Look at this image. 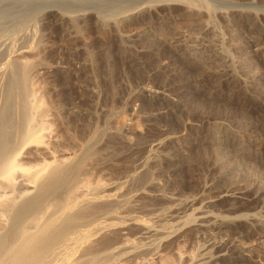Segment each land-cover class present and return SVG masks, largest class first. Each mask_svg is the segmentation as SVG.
<instances>
[{
	"label": "rangeland",
	"instance_id": "rangeland-1",
	"mask_svg": "<svg viewBox=\"0 0 264 264\" xmlns=\"http://www.w3.org/2000/svg\"><path fill=\"white\" fill-rule=\"evenodd\" d=\"M54 1L0 0V109L7 110L4 106H7L8 102L9 104L13 102L14 105H12H16L15 109L27 103L26 105L30 104V106L36 105V112L38 111L42 116L35 112L36 116L39 115L38 120L33 122L36 118L33 114V121L30 123L32 126L39 125L37 122L41 120L40 126L43 128L40 141L23 146L18 158L30 163H34L33 160L44 162V159L49 164L56 162L58 164L60 159L65 163L80 158L86 145L91 144L92 153L89 151L90 157L87 155L82 161L83 164L81 163L76 174V177H79L76 178L77 184L79 182L76 187H81L75 190L80 191L75 193L73 189L64 194L70 198L73 194L71 199L75 196L77 199V195L83 193L77 200H73V205L80 206V203L86 201V196L95 197L89 199L91 203L94 201L92 204L95 202L102 204L95 213L94 224H98L95 228L96 232L92 229L95 232L92 238L99 239L100 236L108 233L115 236L113 248L101 249L97 254L102 256L100 259L103 262L108 259L107 262L111 261L112 264H145L148 259L147 261L151 264H158L156 257L164 252L172 257L169 259L176 264H229L227 257H218L214 263L212 259L198 260L209 241H214L236 242L245 255L242 262L264 264L263 221V223L260 221L262 225L255 227L258 231H253L246 237H232L210 225L232 218L264 220V133H259V140L251 146L247 140L251 138V133L246 130L251 125L252 128L254 126L255 129L264 132V111L257 107L264 104V54L262 52L264 38L256 43L251 40L252 35L264 37V24L259 26L256 33L250 34L249 27L241 16L246 13L263 23L264 16L260 19L259 13H264V0H162L165 3L185 1L189 3L190 10L185 6L177 5L171 8L161 6L158 8L156 5L158 0H146L145 5L152 4V6L149 5L150 11L144 13L148 21L137 19L128 21L122 24L123 26H114V24L111 29L98 18L95 11L100 7L96 5L92 8L93 13L86 15H90L89 17L84 18L86 16L83 15V21L90 18L94 28L84 27L83 30H85H82L81 36L73 32L74 36L71 33L73 28L72 22L70 23L67 19L69 16L66 18L61 11L64 7L60 8L61 4L59 6V3ZM117 1L115 3L131 0ZM47 2H50L51 6L47 4L48 7H46ZM56 2L57 4H53ZM191 7L195 9L192 10ZM196 9L201 11L195 12ZM149 12L154 16L149 17ZM80 17H82L81 14ZM147 31L151 32L152 38L147 36ZM134 34L145 35L137 41L135 48H143L150 40L163 41L170 53L180 56L181 63L185 64L187 60L190 63L193 61L191 63L193 68L186 69L193 73L202 67V61L206 55L202 56L188 50H195L194 48L197 47L208 54L214 48L212 53L216 57V62L210 63L225 86L224 92H220L224 96L219 98V107L214 109V114L221 113L225 117L223 113L228 111L231 116H235L231 118L241 119V115L243 116L247 111L253 113L254 117L257 116L256 120L251 115L253 120L257 121L256 124L258 123L256 127L253 122L249 123L246 120V122H236L234 119L230 121L227 118L224 120L222 116H214L215 119L211 118L208 123L200 127L186 122V126L188 124L191 127H177L178 131L176 128L171 131L162 130V124L156 126L152 113L149 110L142 111L140 101L134 99L142 87L150 85L149 80L137 78L138 82L127 73L122 80L115 78L111 58L113 52L117 50L132 53L126 49V44L128 36ZM146 37L151 39L146 40ZM188 54L189 57H187ZM164 62V59H161L160 63ZM17 68H20V73H17L19 72ZM13 72L18 74H15L16 78ZM19 74L20 77H17ZM13 79L18 80L15 84L16 87L21 86V90L13 88V82L10 84L11 80L15 81ZM231 92L236 93L239 98L248 96V101L245 104H237L232 99ZM200 107L202 108V105ZM11 108L13 111L14 108L12 106ZM16 111L12 112L13 116L18 114L19 117L18 110ZM116 115L121 116L117 121L114 118ZM18 117L14 119L16 118L19 124ZM16 120H14L15 123L11 122L13 124L11 128L14 129H12L13 132L18 133ZM195 123L199 125L198 121ZM14 124L17 125L14 126ZM10 126L11 124L7 125V130H11ZM192 127L194 129H189ZM182 133L185 138L180 136ZM171 135L178 137L175 142L179 147L194 146L188 155L196 161L193 178L196 177L189 187L172 183V177L168 171L166 173L157 162H149L151 159L156 160L165 156L164 154L170 155L172 148L166 147L165 143ZM13 136L17 137L16 134ZM212 138L225 139L227 144L224 146L229 144V150L234 146L235 150L238 147L243 148V152L233 151V154L232 151H228L229 155L224 156L222 151L220 152L219 143L213 142ZM35 151L38 158L33 159L31 154L36 153ZM27 155L30 157H24ZM258 177L261 179L259 180ZM21 178L23 177L18 176V180L16 179L14 184L6 189V197L14 196L20 199L23 185H20L21 182L19 184L18 181ZM83 178L85 181L82 180ZM80 180L85 184L83 186H86V190L80 185L82 184ZM215 180H223L220 183L226 189L230 187L227 190L244 189V195L250 198L248 205L231 210L229 197H225L219 202H214L217 204L212 206L214 198L204 185ZM231 186L234 188L232 189ZM28 187L32 193L34 188ZM24 190L22 189V192ZM89 192L92 193L89 195ZM93 192L98 198L93 196ZM58 199L50 200L48 205H51L52 201L54 205ZM107 199L109 201H106ZM104 202L111 203L112 208L111 204L105 207ZM82 207H84L83 204ZM202 216L212 221L201 230L194 228L200 222L197 220ZM108 222L112 223L108 224ZM239 223L240 226L247 227L245 221H239ZM183 233H185L184 237ZM179 235L183 237V240L179 239L182 238ZM126 236L129 237L128 241L123 238ZM173 241L177 245L173 244ZM135 256L139 259L138 263L131 259H135ZM141 256L143 261L140 262ZM101 261L96 257L94 264H100Z\"/></svg>",
	"mask_w": 264,
	"mask_h": 264
},
{
	"label": "bare ground",
	"instance_id": "bare-ground-1",
	"mask_svg": "<svg viewBox=\"0 0 264 264\" xmlns=\"http://www.w3.org/2000/svg\"><path fill=\"white\" fill-rule=\"evenodd\" d=\"M55 1L59 3V6L61 4L60 8L64 7L63 9H61L62 14L66 15V18L67 16H69V18L67 19L70 20V23L72 22L71 25L73 28L72 30L70 29L71 33L73 34L74 32L76 33V35L80 34V36H81V32L84 27H86V29L94 28V26L90 22V18L86 19V21H83L84 20L83 15L86 16L87 14L93 13L92 8L96 7V5L99 6L100 8H98V10H96L95 13L97 14L98 18L102 20V22L103 21L105 22L104 24L107 25V28L110 27V29L112 28L114 24H115L114 26L116 25L120 26L122 24L127 23L128 21L132 22L133 20H137V19L146 21L147 17H145L144 13L145 12L147 13L148 11H150L149 5L152 6V4L145 5L146 0H131V1H124V2H121L123 1L121 0L120 1L121 3H115L117 0L116 1L115 0H55ZM57 2L53 4H57ZM49 3L50 2L46 3V7H48L47 4ZM185 4H187V2L185 3V1H182V3L178 1L177 3L176 2L165 3V2H162V0H158V2H156V5L158 6V8L159 6L171 8L172 6L177 5V6H183V7L185 6V8L190 10V6L188 5L189 3L187 4L189 7ZM49 5L51 6V4ZM190 5L192 4L190 3ZM193 7H191L192 10L195 9V8L193 9ZM197 11L200 12L201 10L196 9L195 12ZM72 14H78V15H72ZM80 14L82 17H80ZM259 14H260V19H262V16H264V13L260 12ZM148 15L149 17L154 16L150 12L148 13ZM89 16L90 15L84 18H87ZM241 16H242L244 23L249 27L250 34L256 33V30L260 28L259 26L264 24V22L262 23L258 20H255L252 17L248 16L246 13ZM146 34L147 36L152 35L150 31L149 32L147 31ZM69 35L71 34L69 33ZM73 35L75 36V34ZM142 37H145V35L144 34L142 35L134 34V35H131L130 37L128 36L126 49L132 53H129V52L125 53L126 51L120 52V51L115 50L111 58L113 61L112 63L113 69H115V78L122 80V78L124 77V74L127 73L130 76H132L133 80L137 78L139 79L147 78L149 80L148 82L150 83V85L148 84V86L144 88L142 87V89H140L141 91H139L140 93L135 95L134 99L136 98L137 100L140 101L139 104H140L142 111L149 110L150 113H152L153 118L156 121V126L157 124L159 125L162 124V130H165V131H169V130L171 131L173 130V128L177 129V127H181V126L183 127L190 126L188 124L186 126V122L191 123V125H196L200 127L208 123L211 120V118H213L214 116L221 117L222 116L221 113H216L215 115L213 112L214 109H216V107H219V104H218L219 98L224 96V94H220V92H224L223 89H225L224 83L221 82L222 79L218 75H216L217 72H215V69L214 70L212 69V66L210 63V62H216L215 60L216 57L214 56V53H212L213 52L212 50L214 48L213 49L211 48L212 54L211 53L207 54L204 50L197 49V47L194 48L195 50L193 49L188 50L189 52L192 51V53L199 54L202 56L206 55L202 61V65H201L202 67H200V69L198 68L199 70H197L196 73H193L192 71L189 72L188 70H186L187 68L189 69L193 68L191 66L192 65L191 63L193 61L190 63L187 60V63L185 64L181 63L180 56L178 57L177 56L178 54L176 55L174 53H170L166 47V44L163 41L158 42L159 40L154 41V40H150L151 38L148 37L149 39H147L146 37V40H150V42H148L146 46H144L141 49L135 48L137 47V41H139L140 38L142 39ZM263 38L264 37H258L256 35L255 37H253L252 35L251 40L252 42L256 43L259 40L261 41ZM262 52L264 54V49L262 50ZM189 54L187 55V57H189ZM69 59L71 60L72 58H69ZM161 59H164L165 61L163 64L160 63ZM17 69L19 70V72L17 73H20V68H17ZM15 74L16 73H14L13 76H15L16 78V75L18 74L16 75ZM225 74H227V72L224 73V75ZM17 77H20V74ZM17 79L20 80V78H17ZM16 80L15 81L11 80L10 84H12L13 82L12 84L13 88L15 87V88L20 89L21 80L19 81L20 87H16L15 83L16 82L18 83V80L17 81ZM23 83L25 84V81ZM12 85H10V87ZM25 87L26 86H24V88ZM26 91L28 92L27 88H26ZM20 93L22 94V92ZM230 94H232L231 97L237 104H245L248 101V96L239 98L236 96V93L234 92H231ZM8 104L7 106H4V108L7 107V110L4 109L2 111L3 108L0 109L1 110L0 111V216H1L0 218L1 219L0 220V264H94L96 257L99 259V261H101L100 258L102 256L101 255L97 256V254H99V251L101 249L105 250V249H109L110 247L113 248L114 237H115L112 234L108 233L107 235L105 234L103 236H100L101 238L98 237L99 239L92 238L94 236V233L97 231V229L95 231V228H97L96 226L98 224V223L94 224L95 218H96L95 213L101 207L102 204L96 203V202L95 204H92L94 203V201H92L91 203V200L89 201V199L91 198L93 199L95 197L86 196L85 197L86 201L82 202L84 207H82V204L80 202H79L80 206H77L75 204L73 205L74 203L73 200L76 199V196L75 198L73 196L74 199H71L73 194L71 195V198L69 196H65L66 194H64V193H67L69 190L70 191L73 189L77 190L78 187L76 186L79 185V182L77 184L76 178L78 176L76 177V174H77L78 169L80 168L79 166L81 165L82 161L86 159L89 151L91 150L90 149L91 144L89 146L86 145L83 153L80 155L81 157L79 156L80 158L74 161H68V162L63 163L64 161L60 159L62 161L61 163L59 160L58 164L57 162L55 164H52V163L49 164L48 161L46 162L44 159V162L40 160L39 162H37V160H33L34 158L36 159V157L38 158V154L35 151L36 153H32V154L28 152L29 154H31V157H33L32 159L33 162L34 161L35 162L34 163L32 162L30 163L29 161L26 162L22 160V158H18L20 155L21 149L25 145L40 141L41 135H42V128H43V127L41 128L40 125H42L41 124L42 122L41 120H40L41 123L37 122V124L39 125L32 126V124H30L33 121V117L35 115L34 113L37 110L36 105L32 104L30 106V104L26 105L27 104L26 103L25 105L21 104V107L20 106L18 107L19 109L18 108L15 109L14 107L16 105L13 106L14 105L13 102H12L13 105L10 102L11 106L14 108L12 111L10 104L9 105ZM200 105H202V108L200 107ZM8 106L10 108H8ZM257 107L260 108L262 111H264V104L258 105ZM14 110L15 111L18 110L19 117H18V114L13 116V114L15 113ZM224 111L226 112V110ZM36 113L41 116V114L38 111ZM223 114L225 116V117L222 116L223 119L227 118V120H230V121L234 119L236 122L237 121L244 122L246 120V121H249V123L253 122L255 127L258 124V123L256 124L257 121L253 120L254 114L249 113L247 111H246V114L242 113L243 116L241 115V119L231 118L235 116H231L228 113V111L227 113H223ZM39 115L37 116L39 117ZM37 116L33 122H36L38 120ZM14 117H18L17 119H19L18 120L19 124L17 123L16 118L14 119ZM119 117L121 116H118V115L114 116L116 121ZM256 117L257 116H255L254 118L256 119ZM250 118L251 120H249ZM13 119L16 120V123L19 125L18 127L17 124H16L17 126L14 124V126H16L18 129V130L15 129L18 131V133L13 132L14 129L11 128L13 126L12 123L13 122L15 123ZM195 121H198L199 125L196 124ZM8 123L11 124L10 126L11 130L9 129L10 131L7 130L8 129L7 125L9 126ZM5 126L6 128H4ZM163 126H164V129H163ZM236 127H239V126H236ZM189 129H194V128L192 127ZM246 130L247 132L251 133L250 135L251 138L247 139L249 141V145L251 146H253L257 142V140H259V137H258L259 133L260 134L264 133L262 132V130L259 131L257 130V128L255 129L254 126L252 128L251 125L248 126ZM15 134L17 137L13 136ZM180 136L185 138V135L183 133L180 134ZM245 136L247 137V135ZM177 138L178 137L171 135L170 137H168V139H166L167 140L166 143L164 142L166 147L170 146L172 148L170 155L164 154L165 156L159 159L156 158V160H154L155 158L151 159L152 161L150 160L149 162H152V163L157 162L160 167L162 166L165 169V172L168 171L172 177V183H175L181 187L183 186L189 187L192 181L194 180V178L196 177L195 176L193 178L194 172L196 170L195 168L196 161L195 159L191 158V155L190 156L188 155V152L190 150H193L194 146L189 145L186 148L179 147L176 145V142H175V139ZM212 140L213 142L219 143V146L221 147V149L220 148L218 149H220V152L222 151L221 153L224 156L229 155L228 151H232V152L234 151L238 153L243 152L242 150L243 148L241 149L238 147V149L235 150L233 148L234 146H232V148L230 147L231 150H229V147H228L229 144L224 146V144H227L225 139L212 138ZM91 142L93 143V141ZM151 143L153 144V142ZM238 145H240V143ZM149 146H150V143H149ZM28 155L24 157H30ZM45 156L47 155L45 154ZM18 176L23 177L21 178V180L19 179L20 181H18V183L21 182V184L19 183L20 185H23L22 189H25L23 192L21 189L22 196H20V199H16V197L14 196L13 198L6 197L7 196L6 189L14 184L13 182L16 181ZM84 178L82 179L83 181H85ZM258 179L260 180L261 178L258 177ZM83 181L80 180V183L82 182V184L80 185L82 186L85 185L83 184ZM222 181L215 180V181H211L210 183L208 182L204 185L206 190L212 195V198H214L212 199V206L217 204L214 202H219L223 200V198L229 197L228 199L229 207L231 210H237V209L246 207L248 205L250 198L248 199L247 196L244 195V191H243L244 189L240 191L236 190L237 188L235 190H227V189H230V187L227 189L224 188L225 186H222V183H220ZM28 186H32L34 188L32 193L29 191L30 188ZM80 187L81 186H79V188ZM85 187H84V190H86ZM233 188L234 187H232V189ZM76 190H75V193L80 191V190L78 191ZM91 193L89 192V195ZM13 194L14 193L12 192V195ZM63 194L65 197L63 196ZM79 195H77V199ZM93 196H96V193H94ZM55 198L56 200L59 198L58 201H56L57 203L53 205L52 204L53 201H52L51 202L52 207L51 205H48L50 204L49 201L52 199H54L55 201ZM95 201H98V200H95ZM106 201H109V200L107 199ZM110 202H111V199H110ZM104 204L105 202L103 203V205ZM106 204L104 206L109 207L111 203L108 202L107 204L108 206H106ZM110 207L112 208V204ZM111 208H107V209H111ZM200 215L201 214L199 213V216ZM88 216H90L91 218H89ZM199 219L197 221H200V222L197 223V226L196 225L194 226V223H193V226L194 228L196 227L197 229H200V230L203 229L205 226H208L209 223L212 221L211 219H208L205 216L199 217ZM104 221H101V222H104ZM239 221H245L247 223V227L240 226L241 224L239 223ZM260 221L261 223L264 222L263 219H259V218H232V219L222 220L220 222H214L210 225L214 229H217L218 231L226 232L227 235L229 236H232V237L245 236L246 237V236H249L253 231H258L255 229V227L262 225L260 224ZM111 223L108 222V224H111ZM100 226L102 227L103 224ZM104 227H108V226L104 225ZM146 232L147 231H145V233ZM184 234L185 233H183L182 236ZM122 235L123 234H121L120 236ZM96 236L98 235L96 234ZM179 236L177 238H179ZM183 237L179 239L183 240ZM123 238L126 241H128L129 237L127 238L126 236ZM175 242L173 241V244ZM209 242H208L209 244L204 248V252L203 253L201 252V254L199 253L200 254V257H198L199 261L201 258H206V259H212L214 263L215 261H217L218 257H227L226 260H228L227 262L229 264L245 263V262H242L245 258L243 250L242 248H240L238 244H236V242L234 243L214 242V241H209ZM230 242H232V240ZM173 257H174V254H173ZM141 258H140V262L143 261V258L142 259ZM156 258H157L156 262H158V264H176V262L174 263L173 261H171L172 259L171 260L169 259L172 257H169L164 252L158 254ZM131 259L135 260L133 262H136V263L139 262V259H136V256H135V259L133 258ZM107 260L104 262L102 260L101 261L102 263L100 262L98 263L100 264H103L105 262L109 263L107 262ZM147 260L145 261V264H151V262ZM109 264H112L111 261Z\"/></svg>",
	"mask_w": 264,
	"mask_h": 264
}]
</instances>
